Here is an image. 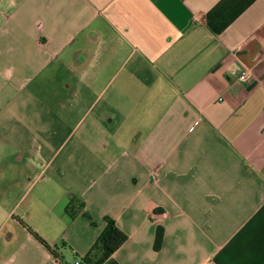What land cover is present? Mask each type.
<instances>
[{
  "label": "crops",
  "instance_id": "0c3cea01",
  "mask_svg": "<svg viewBox=\"0 0 264 264\" xmlns=\"http://www.w3.org/2000/svg\"><path fill=\"white\" fill-rule=\"evenodd\" d=\"M105 216L102 264H264V0H0V264Z\"/></svg>",
  "mask_w": 264,
  "mask_h": 264
},
{
  "label": "trees",
  "instance_id": "16d2710c",
  "mask_svg": "<svg viewBox=\"0 0 264 264\" xmlns=\"http://www.w3.org/2000/svg\"><path fill=\"white\" fill-rule=\"evenodd\" d=\"M84 209V202L78 198H72L67 204L66 211L71 218H74ZM87 217H89L87 215ZM105 226L95 239L89 250L77 258L75 264H102L121 244L127 239V234L116 224L113 218L104 217ZM23 225L28 231L51 252L53 258H61L58 254V248H50L45 240H43L35 231H33L26 223ZM163 236L161 227H157L155 235L154 247L159 248ZM62 259V258H61ZM66 262V261H65ZM66 264H73V262Z\"/></svg>",
  "mask_w": 264,
  "mask_h": 264
},
{
  "label": "built area",
  "instance_id": "2783aa9c",
  "mask_svg": "<svg viewBox=\"0 0 264 264\" xmlns=\"http://www.w3.org/2000/svg\"><path fill=\"white\" fill-rule=\"evenodd\" d=\"M239 77L242 80H244L246 78L244 73L240 74ZM52 264H66V262L63 259H61V258H53L52 257ZM73 264H75V262H73Z\"/></svg>",
  "mask_w": 264,
  "mask_h": 264
},
{
  "label": "rangeland",
  "instance_id": "374dc122",
  "mask_svg": "<svg viewBox=\"0 0 264 264\" xmlns=\"http://www.w3.org/2000/svg\"><path fill=\"white\" fill-rule=\"evenodd\" d=\"M6 14V13H5Z\"/></svg>",
  "mask_w": 264,
  "mask_h": 264
}]
</instances>
